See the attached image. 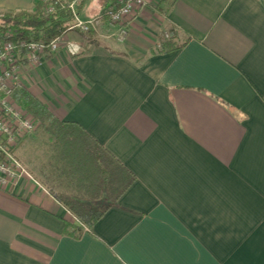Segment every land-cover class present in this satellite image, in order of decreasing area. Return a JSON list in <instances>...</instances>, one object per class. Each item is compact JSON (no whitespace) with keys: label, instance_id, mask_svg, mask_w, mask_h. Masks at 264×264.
I'll return each mask as SVG.
<instances>
[{"label":"crops","instance_id":"0c3cea01","mask_svg":"<svg viewBox=\"0 0 264 264\" xmlns=\"http://www.w3.org/2000/svg\"><path fill=\"white\" fill-rule=\"evenodd\" d=\"M86 1L83 19L106 7ZM34 3L0 0V12ZM111 32L76 34L20 75L135 181L68 233L80 223L58 194L78 189L46 168L39 122L33 179L0 188V264H264V0H146L124 42ZM174 34L182 47L151 54Z\"/></svg>","mask_w":264,"mask_h":264},{"label":"trees","instance_id":"16d2710c","mask_svg":"<svg viewBox=\"0 0 264 264\" xmlns=\"http://www.w3.org/2000/svg\"><path fill=\"white\" fill-rule=\"evenodd\" d=\"M70 1L35 0L32 10L0 12V38L10 35L14 41H50L73 25ZM82 1L78 4V12ZM113 1L102 0V5L107 7ZM50 5L54 7L53 12L47 11ZM85 35L91 38L89 41L92 43L99 42V35L95 30ZM174 38L176 39V34L169 40L162 38L150 51L151 54L178 49L186 42L178 43ZM18 99L39 120L40 128L45 134L41 152L46 154V157L49 156L46 168L50 169L63 185L78 189L73 195L58 194V197L80 223V226L69 223L68 233L80 236L82 227L93 228L134 183L135 176L79 124L58 119L47 104L28 89L23 88ZM103 192H106L112 203L92 204Z\"/></svg>","mask_w":264,"mask_h":264},{"label":"built area","instance_id":"2783aa9c","mask_svg":"<svg viewBox=\"0 0 264 264\" xmlns=\"http://www.w3.org/2000/svg\"><path fill=\"white\" fill-rule=\"evenodd\" d=\"M81 0H71L74 23L63 34L48 42L14 41L10 35L0 38V188L8 189L22 178L33 179V175L16 154L20 142L31 135L39 120L18 99L24 84L20 75L23 63L40 65L46 55L68 45L69 31L82 34L107 27L124 42L129 35L132 22L146 5V0H114L96 16L83 19L78 12ZM50 5L48 12H53Z\"/></svg>","mask_w":264,"mask_h":264},{"label":"rangeland","instance_id":"374dc122","mask_svg":"<svg viewBox=\"0 0 264 264\" xmlns=\"http://www.w3.org/2000/svg\"><path fill=\"white\" fill-rule=\"evenodd\" d=\"M92 0H87L85 3L86 5L91 3ZM81 17H83V15H81ZM106 29V28H105ZM80 35L82 33H79L78 31L75 32V31H69L66 35V37L68 38V41L71 39V38H74V35ZM106 35V34H104ZM110 37L117 39V37L111 32L109 34ZM88 38V37H87ZM128 38V36L126 37V39ZM88 40H91V38H88ZM29 137V136H28ZM27 137V138H28ZM23 139L19 146L17 147V150H16V154L18 155L19 159H21L24 163V165L27 167L28 169V164H27V160H28V156L30 155V152L35 148L34 147V144L30 143V139Z\"/></svg>","mask_w":264,"mask_h":264}]
</instances>
